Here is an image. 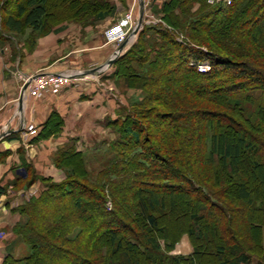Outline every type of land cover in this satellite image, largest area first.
Masks as SVG:
<instances>
[{"label": "trees", "instance_id": "obj_1", "mask_svg": "<svg viewBox=\"0 0 264 264\" xmlns=\"http://www.w3.org/2000/svg\"><path fill=\"white\" fill-rule=\"evenodd\" d=\"M209 1L164 0L160 21L144 19L126 42L113 77L139 97L108 122L119 136L111 166L93 180L83 152L66 146L54 160L66 179L24 178L44 184L17 209L29 218L14 229L31 248L24 264L43 254L52 264H264V0ZM112 11L108 0H0V46L23 57L58 25ZM255 91L256 117H246L242 101L255 99L244 94ZM63 130L54 111L33 142ZM39 208L58 211L51 227L35 225ZM180 208L186 229L172 237L164 219ZM184 234L192 253L170 255Z\"/></svg>", "mask_w": 264, "mask_h": 264}, {"label": "crops", "instance_id": "obj_2", "mask_svg": "<svg viewBox=\"0 0 264 264\" xmlns=\"http://www.w3.org/2000/svg\"><path fill=\"white\" fill-rule=\"evenodd\" d=\"M108 1L113 11L103 20L87 25L60 24L40 37L35 49L23 57L12 59L13 54L8 53L10 48L0 46V158L4 156L0 161V187H7L8 191L0 195V263L3 254L16 251L6 244L11 240L9 192L33 171L55 177L61 172L53 163L59 149L71 140L77 141L80 150L87 149L95 138L98 140L110 133L108 122L117 118L122 103L117 81L113 79L114 62L132 43L121 45L124 47L118 56L120 46L107 44L104 31L130 10L135 0ZM163 2L155 0L154 3L160 6ZM136 10L137 17L141 16V0ZM36 74H66L72 76L73 84L63 89L51 87L41 96L32 97L25 89L24 78ZM104 82L114 86L106 87ZM54 111L64 119L62 133L33 142ZM39 189L40 184H34L24 197H31Z\"/></svg>", "mask_w": 264, "mask_h": 264}, {"label": "rangeland", "instance_id": "obj_3", "mask_svg": "<svg viewBox=\"0 0 264 264\" xmlns=\"http://www.w3.org/2000/svg\"><path fill=\"white\" fill-rule=\"evenodd\" d=\"M210 1H209L210 5L213 6V5L216 4V2L212 3ZM154 2H155V0H153L152 4L150 6V10H143V17H144V19L146 21H149V22L150 21H160L158 19V17L153 14V8L155 6ZM58 7L64 8V5L59 3ZM64 9H66V8H64ZM69 10L71 11L72 9L70 8ZM139 17H137V10H135L136 23H138ZM117 22L112 24L111 26H114L115 24H117ZM65 23H69V22H65ZM110 27H108V28H110ZM16 43H19V42H16ZM7 46L10 48L8 53L10 55H11V53L13 54V51H12L13 46H11V44H9V43L7 44ZM15 53H16V51H15ZM12 59H15V57L13 56ZM114 64H115V62H114ZM204 64H208V63L206 62ZM113 79H115L117 81L116 85L118 87V91L121 94L120 102L122 104H119V107H118L119 109L117 110V114H120V113L127 114V113L132 111L133 105L138 101L139 93L136 94V92L133 89H129L126 86L123 78L119 79L117 77H114ZM104 83H105L104 86H106V87H108V86L111 87L113 85L112 83H111L112 85H110V84H108L106 82H104ZM71 84H73V83H71ZM66 87H68V86H66ZM244 95L253 96L254 99H255V102H251L249 100H247V102H245V100H243L242 104H241L242 107L245 110L246 117H254L255 118L256 115H254V114H255V112L257 110V107H258V102L257 101H258V98L260 96V92H257V91L248 92V93H246ZM256 102H257V104H256ZM143 123L147 126V129L152 126L151 125L152 121H150L149 123H148V121H144ZM108 131H110V133H108V135H102V137L98 138V140H97V138H95L96 139V140L94 139L95 142L90 147L88 146L87 149L80 150L79 149L80 146L78 145L76 140H71L70 143H68L66 145V146H69V147H74L79 152H83L87 170L90 173V175H91L93 180L97 178V176L99 175L100 171H102V170L108 168L109 166H111V164L117 158V154L115 153V151L112 150V144H113V142L116 141L117 138H119V136L116 135L115 130L111 126H109ZM228 133L231 136H233V131L232 130L228 129ZM110 139H111V141H110ZM110 144H111V146H110ZM59 150L55 153V155L53 157V163H54L55 167H56V165H55L54 160H55V157H56L57 153L59 152ZM56 168L59 169L58 167H56ZM59 170H61V172L59 174H56L55 177H53V178L52 177H46L44 174H37L35 171H33L31 173V176L34 174V176H36L38 178L46 177V178L52 179L56 183H59V182H62L67 177L66 173H65V170H63V169H59ZM31 176H30V178H28V179H26L24 181H21L20 186L17 185L16 189H13L11 192H9V201L11 203H10V206L8 207V211H9V218L8 219H9V223L11 224L10 225L11 229H10L8 234H9V236H11V240H10L9 244L8 243H6V244H7V247H13L12 249H15L16 251L15 252L13 251V254H7V253L3 254V261L8 255H12L15 258V260L20 261L19 264H24L23 260H25V258H27L31 254L30 246L25 244V243H23L18 238V236L15 234V231H14L15 227H17L19 224H24L25 222H27L29 220L28 216L21 215L20 212L17 211L19 206L25 204V202H27L32 196L38 195L40 193V191L43 190L44 184L41 182V180L38 179L36 181V183L40 184V189L38 191H36L34 193V195H32L31 197H29V198H25L24 197L25 194H26V191L29 188H31L34 184H36V183H34L31 186L28 184L29 180L32 178ZM17 182H18V179H17V181H15V183H17ZM154 182H155V184H160L158 181H154ZM22 187L24 189H21ZM3 189H4L3 191L8 194L7 187H4ZM5 193H2V195L5 194ZM23 198H24V200L22 202ZM15 200L17 201L16 203L14 202ZM67 203H68V200L65 199L62 202V205H67ZM108 207H109V209L112 208L111 201H109ZM57 217H58V211L57 210L50 209V208H39L38 210L35 211V225L36 226L45 227V228H49V227L52 226L54 220ZM164 221L168 224V231H169V233L171 234L172 237H175L176 234L181 229H186L185 218L183 216V209L182 208H180L177 211V213H173L172 215L167 216V218L164 219ZM97 225H98V222H97ZM78 232H79V230H77L73 234V237H72L73 239L77 236ZM0 235H1V231H0ZM190 249H191L190 252L192 253V251H193L192 242H191L190 238L187 235L184 234L181 237L180 241L175 245V248L172 251H170L169 254L170 255H185V256H187V255H189L187 253H188V250H190ZM179 252H180V254H179ZM47 257L48 256H46L45 254L40 255L39 264H52L51 260L49 261L47 259ZM2 262L0 264H2ZM56 264H71V263L70 262H68V263L66 262L65 263V261L62 260L61 262H56Z\"/></svg>", "mask_w": 264, "mask_h": 264}, {"label": "built area", "instance_id": "obj_4", "mask_svg": "<svg viewBox=\"0 0 264 264\" xmlns=\"http://www.w3.org/2000/svg\"><path fill=\"white\" fill-rule=\"evenodd\" d=\"M224 1L226 4H231L233 0H218ZM138 0H135L130 10L115 24L104 32L107 44L114 46H121L125 44L131 36L136 27L135 10ZM144 10H150L153 0H143ZM210 2L214 3L215 0ZM149 22V21H148ZM151 22V21H150ZM210 69L209 64H201L198 66L200 72H206ZM73 82L72 76L66 74H36L24 78V85H26L27 92L32 97H39L41 94L51 87L64 88Z\"/></svg>", "mask_w": 264, "mask_h": 264}, {"label": "water", "instance_id": "obj_5", "mask_svg": "<svg viewBox=\"0 0 264 264\" xmlns=\"http://www.w3.org/2000/svg\"><path fill=\"white\" fill-rule=\"evenodd\" d=\"M141 6H142V11H141V16H140V19H139V21H138V23H137V25H136V27L134 28V30H133V32H132V34H131V36H136L137 34H138V32L140 31V29L142 28V25H143V22H144V17H143V10H144V2H143V0H141ZM123 47L124 46H120L119 47V49H118V56L120 55V53L122 52V50H123ZM117 58H115V60H116ZM27 88V87H26ZM25 88V89H26Z\"/></svg>", "mask_w": 264, "mask_h": 264}]
</instances>
